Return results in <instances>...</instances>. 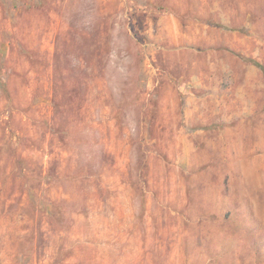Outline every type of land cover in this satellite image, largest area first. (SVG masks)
Listing matches in <instances>:
<instances>
[{
	"label": "rangeland",
	"instance_id": "obj_1",
	"mask_svg": "<svg viewBox=\"0 0 264 264\" xmlns=\"http://www.w3.org/2000/svg\"><path fill=\"white\" fill-rule=\"evenodd\" d=\"M0 264H264V0H0Z\"/></svg>",
	"mask_w": 264,
	"mask_h": 264
}]
</instances>
